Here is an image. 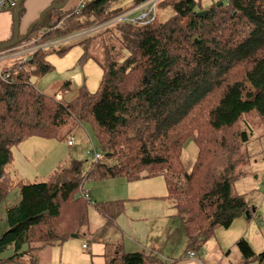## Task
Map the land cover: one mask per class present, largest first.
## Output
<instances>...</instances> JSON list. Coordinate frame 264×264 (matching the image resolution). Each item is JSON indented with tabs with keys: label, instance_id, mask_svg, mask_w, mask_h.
Wrapping results in <instances>:
<instances>
[{
	"label": "trees",
	"instance_id": "obj_1",
	"mask_svg": "<svg viewBox=\"0 0 264 264\" xmlns=\"http://www.w3.org/2000/svg\"><path fill=\"white\" fill-rule=\"evenodd\" d=\"M120 1H90L77 13V5L69 2L53 8L25 41L55 42L91 28L126 10L115 7ZM169 6L172 14L163 20L157 5L153 22L114 24L127 55L105 49L104 77L95 93L82 92L63 103L31 83V77L51 70L47 53L62 54L69 47L50 46L28 61L16 59L7 67V80L0 77V202L14 188L20 194V201L6 209L8 229L0 235V254L8 249L13 254L0 257V264H24L26 254L28 264H40L34 253L88 231L90 208L104 225L113 224L127 201L84 198L89 177L162 176L166 194L161 198L196 251L216 228L229 227L246 212L251 216L233 186L249 161L246 145L253 129L264 128V0H218L204 17L197 16L201 4L196 0ZM82 122L91 124L103 152L86 176L73 159L43 179L12 175L11 149L19 142L72 136ZM190 138L197 152L187 170L181 154ZM236 246L245 262L264 264V250L256 253L244 238ZM115 249L108 264H160L152 253L124 252L121 242Z\"/></svg>",
	"mask_w": 264,
	"mask_h": 264
},
{
	"label": "rangeland",
	"instance_id": "obj_2",
	"mask_svg": "<svg viewBox=\"0 0 264 264\" xmlns=\"http://www.w3.org/2000/svg\"><path fill=\"white\" fill-rule=\"evenodd\" d=\"M28 0H24L26 2ZM32 1V0H30ZM48 0V4L42 8L40 0L36 4L24 8L19 17V31L24 34L28 26L37 21L42 10L56 0ZM86 4L94 0H80ZM163 0L159 1V4ZM159 5L158 16L161 20L172 14V2ZM201 4V9L208 10L215 5L218 0H196ZM77 3V0H76ZM221 3V2H220ZM218 3V5L220 4ZM133 4V0H122L115 7L126 9ZM0 16V33L7 30L10 32L12 27L9 25L10 14L4 12ZM1 15V14H0ZM109 28H105V27ZM104 27L91 31L89 34L76 38L57 42L52 47L59 49L69 47L62 54L54 51L47 53L46 59L51 65V70L43 75L31 77L34 87L45 94L54 97L56 100L67 103L73 101L82 92L95 93L98 91L104 77L102 63L104 62L105 49H120L126 57L127 52L121 49L119 42L120 35L116 32V26L109 24ZM112 26V27H111ZM105 28V29H103ZM10 30V31H9ZM8 41V40H7ZM5 41V42H7ZM0 42V44L5 43ZM14 59L9 58L0 64L5 69L13 63ZM73 140L72 145L67 144V140ZM98 140L93 127L88 122H82L76 127L72 136L64 138H42L31 136L14 146L12 151V175H17L23 179H43L46 178L57 166L69 159H73L80 165L81 172L86 176L94 163L88 152L92 148L97 149ZM181 159L185 169L190 170L194 162L197 146L194 139L190 138L183 143ZM98 150V149H97ZM100 151V150H98ZM249 155L247 164L240 167L243 176L234 182L235 193L242 195L247 204L251 207V216L245 215L237 217L232 224L225 227H218L213 234L203 243L197 251L195 259H200L208 264H256L255 261L245 262L236 246L240 238H244L251 248L259 253L264 250V128H254L250 135V140L246 145ZM103 154V152H102ZM83 189L89 191L95 202H107L112 200H126V207L123 214L117 217V223L121 218H125L126 210L141 211L143 220L132 224V217L119 223L124 233V251L131 253L141 251L144 253H155L163 258L183 259L186 252L193 248L188 247L186 232L183 229L181 220L178 217L164 218V212H160L158 206L166 199L155 197L161 196L166 192L164 179L160 175L152 177H142L134 181H127L123 177H112L95 179L89 177L84 180ZM80 195V191H79ZM20 201L18 188H14L0 202V235L8 229L6 222V209L16 205ZM127 208V209H126ZM254 208V209H253ZM175 222V226H172ZM103 223L100 215L93 209L89 210L88 231L77 238H69L61 244L45 246L34 253L40 264H91L82 261L79 257L81 252L92 253V235L96 233ZM132 224V225H131ZM134 226V227H131ZM111 229L106 226L104 231L97 233V238L106 242L108 250L111 249L110 233ZM101 240L100 242L102 243ZM89 249L81 248L82 244ZM154 248H157L156 251ZM28 250V245L23 246ZM194 250V249H193ZM13 254L8 249L0 254L1 258H7ZM30 255L26 254L23 263L28 264ZM4 264H21V261H8Z\"/></svg>",
	"mask_w": 264,
	"mask_h": 264
},
{
	"label": "built area",
	"instance_id": "obj_3",
	"mask_svg": "<svg viewBox=\"0 0 264 264\" xmlns=\"http://www.w3.org/2000/svg\"><path fill=\"white\" fill-rule=\"evenodd\" d=\"M159 1L160 0H142L132 5L131 7L127 8L126 10L119 12L118 14L114 15L110 19L98 25L82 30L80 32H76L69 37L60 39L55 42L38 43L36 41L26 42L25 40H23L15 44L12 47L0 50V64L9 58H12L14 60L20 59L21 62L28 61L31 58L32 53L37 50L45 49L50 46L52 47L57 42L62 41V40L76 39V38L83 37L89 34L91 31L104 27L109 24L129 22L137 26L146 25L150 22H153L156 19V16H157L156 6L158 5ZM17 2L18 0H0V12L9 11L12 14ZM83 6L84 4L80 2V4H78L77 7L74 9V13L79 12V10L83 8ZM9 74L10 72L8 68L3 69L0 67V77L4 81L7 80V78L9 77ZM72 142H73L72 139L68 140L67 144L71 146ZM88 155L90 156L91 160L94 163L98 162L102 158V152L98 151L95 148H92V150L88 152ZM83 195H84V198H88L87 191H85ZM86 246L87 245L83 244V247H86ZM195 256H196V250L192 249L186 252L187 258H193Z\"/></svg>",
	"mask_w": 264,
	"mask_h": 264
},
{
	"label": "crops",
	"instance_id": "obj_4",
	"mask_svg": "<svg viewBox=\"0 0 264 264\" xmlns=\"http://www.w3.org/2000/svg\"><path fill=\"white\" fill-rule=\"evenodd\" d=\"M40 1L42 3V6L40 8H42L48 4V0H40ZM50 2H52V0ZM68 2H67L68 6L71 7V6H76V5L80 4L81 1L77 0V3H76V0H69ZM36 3H37L36 0H32V1L28 0V1L24 2V8H28L30 5H34ZM4 12H9V11L0 12V14H1L0 16H3L4 14H2V13H4ZM9 14H10L9 25L12 27V23H13L12 14L10 12H9ZM11 36H12V30L10 32H8L7 30L3 31L2 33H0V42H5V41L9 40V38ZM165 194H166V192H165ZM88 195L91 197L89 191H88ZM164 195H161V196L155 195V197H162ZM158 208L160 209V212H164V218H166V217L168 218V217H172V216L178 217L175 215V211L173 210V208L171 207V205L168 202H162L158 206ZM124 215H125L127 220H129L132 217V224L133 225L137 221L144 219L141 216V211H138V210H135V211L134 210H130V211L126 210ZM126 219L121 218L119 223H123V222L127 221ZM119 223H117V218H116L115 222L111 225H104V223H102L101 227H99L98 230L96 231V233H94L92 235L91 239H92V242L94 244L93 249L91 250L92 253L86 254L84 252H81L80 256L78 254V258L80 257L82 259V261L90 262L91 264H108L116 256L115 245L117 243H119V242L122 243V247H123V251H124V249H125L124 248V238H123L124 233H123L122 229H120L121 227L119 226ZM174 224H175V222H172V226H175ZM106 226H109L111 231H112L109 234L111 238L109 241L110 243H108L111 246L110 250H108L106 242L102 238L101 239L97 238V233L99 231H104ZM131 227H134V226H131ZM101 240H103L102 243L100 242ZM89 244H91V241L88 242L86 247H83V244H82L81 248L88 250L89 246H90ZM156 249L157 248H154L155 251H156ZM138 252H141V251H138ZM196 253H197V251H196ZM152 254L154 256L152 258L160 264H202V263L208 264L207 262H204L200 259H195L196 256L193 258L185 257L183 259L174 260L173 258H163V257L157 256V254L155 255V253H152ZM74 262H75V264H79V262H76L75 260H74ZM68 264H72V263H68Z\"/></svg>",
	"mask_w": 264,
	"mask_h": 264
},
{
	"label": "water",
	"instance_id": "obj_5",
	"mask_svg": "<svg viewBox=\"0 0 264 264\" xmlns=\"http://www.w3.org/2000/svg\"><path fill=\"white\" fill-rule=\"evenodd\" d=\"M68 1L69 0H62L61 2H54L51 5L47 6L45 9L42 10V12L39 15L37 21L31 23L28 26L27 31L22 36H20V34H19V13L22 10V4H23L24 0H18L17 4H16V6H15L13 12H12V20H13V23H12V31H13L12 32V38L10 40H8L7 42L0 44V50L12 47L15 44L25 40L27 35H28V33L30 32V30L35 25L43 23V19H44L45 15L47 14L48 11H50L53 8H63L67 4ZM207 13H208L207 10L201 11V12L197 13V16L204 17ZM194 42L197 43V39H195ZM247 214H248V212H246V216H247ZM77 237H78V235H76V234H72L71 235V238H77Z\"/></svg>",
	"mask_w": 264,
	"mask_h": 264
},
{
	"label": "flooded vegetation",
	"instance_id": "obj_6",
	"mask_svg": "<svg viewBox=\"0 0 264 264\" xmlns=\"http://www.w3.org/2000/svg\"><path fill=\"white\" fill-rule=\"evenodd\" d=\"M13 32V31H12ZM19 34H20V31H19ZM12 38V36L9 38V40Z\"/></svg>",
	"mask_w": 264,
	"mask_h": 264
},
{
	"label": "bare ground",
	"instance_id": "obj_7",
	"mask_svg": "<svg viewBox=\"0 0 264 264\" xmlns=\"http://www.w3.org/2000/svg\"><path fill=\"white\" fill-rule=\"evenodd\" d=\"M57 2V1H56Z\"/></svg>",
	"mask_w": 264,
	"mask_h": 264
}]
</instances>
